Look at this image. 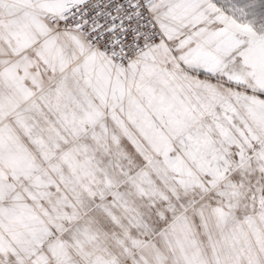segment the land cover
Returning <instances> with one entry per match:
<instances>
[{
	"label": "snow or ice",
	"instance_id": "1",
	"mask_svg": "<svg viewBox=\"0 0 264 264\" xmlns=\"http://www.w3.org/2000/svg\"><path fill=\"white\" fill-rule=\"evenodd\" d=\"M0 264H264V0H0Z\"/></svg>",
	"mask_w": 264,
	"mask_h": 264
}]
</instances>
